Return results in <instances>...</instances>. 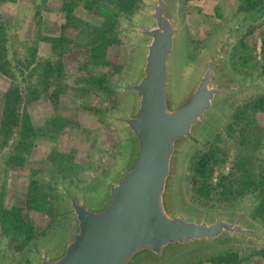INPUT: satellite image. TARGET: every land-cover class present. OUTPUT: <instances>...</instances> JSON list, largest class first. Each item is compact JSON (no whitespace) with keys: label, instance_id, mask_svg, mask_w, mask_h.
<instances>
[{"label":"rangeland","instance_id":"rangeland-1","mask_svg":"<svg viewBox=\"0 0 264 264\" xmlns=\"http://www.w3.org/2000/svg\"><path fill=\"white\" fill-rule=\"evenodd\" d=\"M147 1L135 0L122 11L115 8L117 0H75L70 13L65 0L0 2V28L6 35L0 48V264H24L32 249L60 225V179L93 191L120 159L122 142L107 116L125 102L113 89L130 75L135 62L136 42L125 30L129 22L141 19ZM176 6L182 69L189 76L212 39L238 18L258 14L264 0H177ZM109 26L106 37L112 41L102 45L96 34ZM263 40L264 16L233 39L228 76L255 81L259 87L227 100L224 115L211 122L193 149L198 154L189 173L183 171L180 185L182 201L200 210L226 211L255 200L247 220L264 230V220L256 215L263 194L253 185L235 194L255 178L238 171L235 160L242 148L239 128L245 123L246 128L264 127V110L248 104L264 94ZM102 76L106 90L97 81ZM16 93L22 98L19 105L14 104ZM245 104L244 119L237 122V109ZM14 108L19 122L5 135L3 124ZM211 144L216 159L207 169L204 195L195 191L201 186L194 185L193 167ZM253 156L257 166H264V139ZM214 251L185 264H264L261 248L231 244ZM228 252L237 256L212 260Z\"/></svg>","mask_w":264,"mask_h":264},{"label":"water","instance_id":"water-1","mask_svg":"<svg viewBox=\"0 0 264 264\" xmlns=\"http://www.w3.org/2000/svg\"><path fill=\"white\" fill-rule=\"evenodd\" d=\"M176 2L148 0L141 19L128 23L135 62L113 86L123 106L107 116L122 142L120 159L93 191L58 178L61 223L24 264H185L231 244L264 250V230L247 220L255 200L200 210L182 201L180 185L227 100L259 87L228 76L226 60L236 34L264 7L214 37L187 76Z\"/></svg>","mask_w":264,"mask_h":264},{"label":"trees","instance_id":"trees-1","mask_svg":"<svg viewBox=\"0 0 264 264\" xmlns=\"http://www.w3.org/2000/svg\"><path fill=\"white\" fill-rule=\"evenodd\" d=\"M5 1V0H0V2ZM135 0H117L118 4H116V9L126 11L131 8ZM67 2V5L70 7L69 8V13L71 10V6L73 3H75V0H65V3ZM256 4V3H255ZM90 9V8H89ZM73 18H76L75 16H72ZM112 26H109L107 28L101 29L100 31L97 32L96 36L99 37V40L102 42V45H105L109 42H111V38H107L106 34L111 31ZM98 30V29H97ZM6 38L5 32L1 31L0 28V39H2V42L0 41V48L3 47V42ZM264 45V40L262 41ZM262 73L264 74V67L262 68ZM104 76H102L100 79H97L99 82V85L103 87L105 90L107 89L106 86H103L104 80L102 79ZM22 101V98L19 93H16V98L14 99V104L19 105ZM248 104H252L251 108L252 109H258L260 108L261 110H264V96L259 95L254 98L253 101H250ZM248 104H245L237 109V112L235 114V119L236 121H240L244 119V115L246 114V110L248 109ZM18 111V110H17ZM16 111V108L8 115L6 120L4 121L3 124V131H7L5 135L12 133V128L16 126L19 122V113ZM248 123L243 124L240 128L239 131H241L240 134V145H241V150H240V156L235 160V168L238 171H246L250 172L251 175H255V178L252 182L247 181L246 184L243 186V188L237 190L235 194H242L245 192L246 189L250 188L253 185V188L256 190H259L261 194H263V199L258 206L256 210V215L259 216L261 219L264 220V166L260 165L257 166L254 162V156L253 153L256 149V146L261 143V141L264 139V127H258V126H251L247 127ZM5 141V139H4ZM3 141V142H4ZM2 142V143H3ZM214 145L211 144L209 151L205 152L204 154H201L194 167H193V182L194 185H200L201 187L198 188L195 186V191L202 192L201 194L207 195V192L203 191V188L205 185H203L204 180L206 178V173L207 169L209 167V164L214 161L216 158L213 157L212 152H213ZM244 148V150H242ZM257 171L256 173L254 171ZM225 180V177L221 178L219 180V184L222 183V181ZM251 183V184H250ZM206 187H209V184L206 185ZM232 198V197H230ZM7 218H5V215L3 214L1 216V221L5 222ZM29 235V234H28ZM27 235V237H28ZM237 256L236 253H225L222 255H218L212 258V260L217 261L220 263L221 261H226L232 257Z\"/></svg>","mask_w":264,"mask_h":264}]
</instances>
